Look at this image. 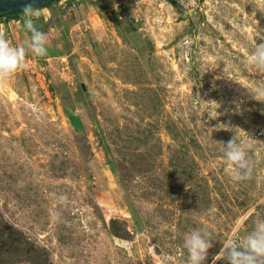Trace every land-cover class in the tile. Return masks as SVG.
<instances>
[{
  "label": "rangeland",
  "instance_id": "rangeland-1",
  "mask_svg": "<svg viewBox=\"0 0 264 264\" xmlns=\"http://www.w3.org/2000/svg\"><path fill=\"white\" fill-rule=\"evenodd\" d=\"M39 12L47 52L25 59L45 80L0 77V264H184L202 223L215 239L202 264H229L222 241L264 218V73L244 63L264 43V0ZM22 29L0 36L15 46ZM234 135L252 164L240 182L224 172Z\"/></svg>",
  "mask_w": 264,
  "mask_h": 264
},
{
  "label": "clouds",
  "instance_id": "clouds-1",
  "mask_svg": "<svg viewBox=\"0 0 264 264\" xmlns=\"http://www.w3.org/2000/svg\"><path fill=\"white\" fill-rule=\"evenodd\" d=\"M35 0L23 5V29L26 39L15 46L0 36V77H6L25 67V54L31 52L34 56L46 55L47 34L34 26V19L41 13L34 7ZM244 63L253 67L256 72L264 73V43L256 44ZM264 96V93H260ZM248 146L243 138L232 139L223 143V156L227 167L225 174L232 182L246 180L251 175L252 164L247 158ZM214 234L207 223L191 229L182 239V247L186 253L184 264H202L207 250L212 246ZM225 258L229 264H264V218L254 221L250 231L243 237L233 234L222 241V247L217 259Z\"/></svg>",
  "mask_w": 264,
  "mask_h": 264
},
{
  "label": "water",
  "instance_id": "water-1",
  "mask_svg": "<svg viewBox=\"0 0 264 264\" xmlns=\"http://www.w3.org/2000/svg\"><path fill=\"white\" fill-rule=\"evenodd\" d=\"M54 0H35L34 7L42 8ZM30 0H0V18L13 13H21L23 5Z\"/></svg>",
  "mask_w": 264,
  "mask_h": 264
},
{
  "label": "crops",
  "instance_id": "crops-1",
  "mask_svg": "<svg viewBox=\"0 0 264 264\" xmlns=\"http://www.w3.org/2000/svg\"><path fill=\"white\" fill-rule=\"evenodd\" d=\"M60 1L61 0H58V3H60ZM49 5H47L45 7H42V8H39L38 10L39 11H43ZM22 25H23V12L16 13L14 16H10V17H5L4 16V17L0 18V31H4V28H7L8 26H9L10 30L17 31L18 29L23 27ZM22 30H21V33H22Z\"/></svg>",
  "mask_w": 264,
  "mask_h": 264
},
{
  "label": "built area",
  "instance_id": "built-area-1",
  "mask_svg": "<svg viewBox=\"0 0 264 264\" xmlns=\"http://www.w3.org/2000/svg\"><path fill=\"white\" fill-rule=\"evenodd\" d=\"M25 67L23 68L24 72H27L31 75H40L42 80H45V75L37 72V62L33 57H27L24 61ZM40 70V68H38ZM41 71V70H40Z\"/></svg>",
  "mask_w": 264,
  "mask_h": 264
},
{
  "label": "trees",
  "instance_id": "trees-1",
  "mask_svg": "<svg viewBox=\"0 0 264 264\" xmlns=\"http://www.w3.org/2000/svg\"><path fill=\"white\" fill-rule=\"evenodd\" d=\"M54 1H58V0H54ZM53 1V2H54ZM49 5V4H48ZM47 6V5H46ZM16 13H13V14H9V15H6L5 17H10V16H14Z\"/></svg>",
  "mask_w": 264,
  "mask_h": 264
}]
</instances>
